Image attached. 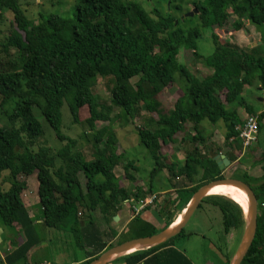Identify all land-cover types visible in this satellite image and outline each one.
Listing matches in <instances>:
<instances>
[{"label": "trees", "instance_id": "obj_1", "mask_svg": "<svg viewBox=\"0 0 264 264\" xmlns=\"http://www.w3.org/2000/svg\"><path fill=\"white\" fill-rule=\"evenodd\" d=\"M255 2L168 0L166 8L165 5L163 9L147 5L146 10L135 0H76L70 18L39 13L34 22L25 15L18 0H0V22L7 17L10 19L9 31L0 44V107H5L10 124L0 127V182L9 184L7 190L0 186V221L19 227L25 237L19 248L6 256L7 264H25L26 253L38 242L34 220L19 201V194L25 187L24 182L18 181L20 175L35 177L42 224L51 229L69 228L78 238L79 249H89L87 259L81 264H88L105 250L127 241L108 243L116 236L113 230L106 235L109 238L106 240L94 219L88 216L83 222L78 218L80 209L98 210L104 221L110 222L120 202L129 197L135 201L143 198L141 192L133 195L123 192L114 174L122 160V155L116 153L114 134L101 140L104 129H96V122L108 119L91 92L97 76L112 79L110 105L130 118L137 116L141 109L150 114L155 112L153 97L173 82L174 73L184 79V91L172 110L154 121L156 129L135 128L138 141L154 161L150 172V176H154L165 167L159 161L160 145L175 144L177 135L188 124L192 125L194 133L187 139L194 145L186 153L183 164L178 168H166L170 176L168 190L186 192L183 200L179 195L172 199V206L177 200L185 206L200 186L223 178L209 158L211 150H199L198 143L204 144L200 123L203 120L211 125L221 122L225 129L224 140L240 143L235 127L242 121L236 111L227 110L226 106L243 107L247 115H256L242 93L245 86L252 84L264 91V55L258 48L255 52H247L245 48L223 41L214 29L242 30L243 21L257 29L264 26L262 14L255 8L259 2ZM185 5L196 12L181 17L190 12L184 9ZM207 29L214 50L211 55L202 57L196 51V42L202 37V30ZM261 39L264 42L263 35ZM181 50L191 51L211 74L199 78L191 73L176 60ZM133 78L137 80L130 84ZM63 103L73 122H77L79 109L85 107L87 110L86 124L93 132L90 160L74 150L75 140L61 132ZM35 113L47 123L54 139L63 143L55 154L43 146L32 149L45 134ZM256 117L257 139L264 133V112ZM184 140L182 137L181 141ZM258 162H261L262 174L259 179L252 180L255 185L251 189L256 201L261 202L264 200V163L263 159ZM129 170L138 171L132 160L123 165L125 178L132 182L134 177ZM6 172L7 176L2 178ZM77 173L85 179V194L80 190ZM151 185L149 183L147 195L154 192ZM256 191L262 198L257 197ZM210 196L203 198L198 207L220 199ZM151 206H145L131 218L142 214L146 217L147 208ZM163 209L167 211V205ZM219 211L224 221L231 212L234 229L239 225L242 228V211L234 202L225 201ZM145 228L150 231L144 236L158 232L148 223ZM172 241L171 238L113 261L120 264H193ZM229 261L228 258L227 264ZM241 264H264V212L256 217L255 235Z\"/></svg>", "mask_w": 264, "mask_h": 264}, {"label": "rangeland", "instance_id": "obj_2", "mask_svg": "<svg viewBox=\"0 0 264 264\" xmlns=\"http://www.w3.org/2000/svg\"><path fill=\"white\" fill-rule=\"evenodd\" d=\"M135 1H137L144 9L146 8V10H148L147 5L157 7L158 9H163L164 5L166 8V5H168V0ZM18 2L20 7L25 11V15L30 20L35 22L39 13L43 15L53 14L61 18H70L73 14L76 0H18ZM256 2L259 3H257V5L255 4V8L260 14H262L259 15L261 16V21L264 22V0H256ZM184 9H188L189 11L193 10L187 5L184 6ZM193 13L195 12L192 11V14ZM184 15L185 14L180 16L183 17ZM9 20L10 19L7 17L6 20L0 22V44L5 40L9 31ZM243 23L244 28H242V30L234 31L232 27H228L226 30L214 29V32L217 33V35L220 36L219 38L223 41L226 40L233 45L241 42L242 33H249L253 36L256 35L258 38L263 35L264 39V26H260V28L257 29L255 26L248 24L246 21H243ZM258 30L260 31L258 32ZM201 33L202 37H200L196 42V51L202 57H206L213 53L214 46L210 39V31L208 29L202 30ZM241 45L243 46L242 48H244L243 43ZM258 49L262 55H264V42L261 43ZM248 52H251V50H248ZM176 60L179 63L184 64L191 73L199 78H204L211 74V70L205 67L201 60L196 59L191 51H179ZM136 80L137 78L131 79L130 84L135 83ZM111 86L112 79L110 77L101 78L97 76L95 82L92 84L91 92L95 96L98 104L101 106V111H103V113H105L108 117L105 121L96 122V129H104L101 140H105L110 133L114 134L116 153L122 155V160H120V163L114 169V174L118 180V184L125 194L132 193L131 195H133L134 193L141 192V194H143V198H139L138 200H143L149 196L147 194L149 183H151L154 191L152 194L156 195V201L153 205L150 204V206H155V204H159L158 202H160L163 206L167 205V209H170L172 206V199L178 195L182 198L186 195V192H175V196L172 198V192L168 191L167 187V185L170 184L167 183V179H169L170 176L166 168L172 166L178 168L181 164H183V159L186 153L190 151L194 145L189 141V139H187V136L194 133L192 125L188 124L186 128H184V130L177 135L175 144L170 143L167 145H160L159 154L161 159L159 161L165 167L162 168L161 171H158L154 176H150V172L154 168V161L149 155L147 149L138 141L135 128L155 130L156 127L154 125V121L157 120L159 116H166L168 112L172 110L176 100L184 91V79L177 73H174L173 82L163 89L162 92L154 95L153 97L155 101V112L150 114L141 109L139 114L133 118L124 116L119 109L110 105L109 90ZM146 90L149 92V89L146 88ZM263 94L264 91L258 90L254 84L244 87L242 97L245 102L252 107L255 112L254 114H256L255 116L258 114L256 112L262 109V105L258 101V98H263ZM237 108L238 106L236 105L226 106L227 110L235 109L236 111ZM4 111H6L5 107H0V127H9L10 124L7 121ZM35 116L41 123L45 134L37 140L32 149L37 150L39 147L43 146L49 148L50 152L55 154L63 143H58L54 139L47 123L40 116L36 115V113ZM87 117V110L85 107H82L79 109L77 122H73L68 113L66 104L63 103L61 107V132L65 136L75 140L74 150L80 152L85 160H90L93 153V132L86 124ZM200 127L202 128L201 135L204 138V144H201L200 142L198 143L199 150L205 152L206 149H210V152L214 153L219 151L222 155L226 152L224 156L229 160V165L220 170L221 176L224 178L231 176L234 178H242V181L248 183L250 178L247 175L244 176L242 174L248 172L249 175L253 176L257 170H260L259 166H255V164H253L254 167L252 166V168L250 163H256L260 159H263L262 163H264V154L262 153L264 150V133L259 136L258 142L255 141L256 143L254 142L248 147H244L241 143H238V145L235 146L233 143L224 142L225 140L223 138V134L225 129L221 122L211 125L208 121L203 120L200 123ZM182 137L185 138L184 141H181ZM209 138L213 140L209 141ZM231 147H234L235 150L231 151ZM129 160L134 161V166H136L138 170L137 172L134 170L128 171L129 174L134 177L132 182L125 178L123 171V165ZM6 176L7 172L3 173L2 178H5ZM76 176L77 182L80 185V190L82 191V194H85V179L81 173H77ZM17 178L18 181L24 182V184L27 180V184H29V188H27V185L23 187V190L21 191L22 197L24 199L27 198L29 202L36 200V181L34 175H20ZM172 178L173 177H171V179ZM172 180L175 182L177 181L174 179ZM186 185L189 186L192 184L187 183ZM0 186H2L4 190H7L9 184L0 182ZM256 194L258 198H262L258 195V191H256ZM212 196H214L213 198L220 199H218V202L215 203L211 201H208L209 203L204 202L200 207H197L183 227L182 233L179 236L176 235L177 237L172 238L174 247L183 252L192 261V263L227 264L226 257H231L240 242L242 229L240 225L237 229H234L235 220L233 218V214L231 212H227L228 220L224 221L223 215L219 211L220 205H223L225 201L229 202L231 200L221 195ZM207 197L210 198L211 196H206L205 198ZM137 201L129 197L123 202L127 208L126 213L128 212V216H132L131 208ZM120 203L122 204V202ZM210 204H213L214 206ZM228 205L233 208L232 204L228 203ZM156 209L158 210V208ZM79 211V220L85 222L88 216H92L91 218L95 220L96 227L101 230L102 228H105L104 219L98 210L90 212L80 209ZM261 212H264V200L257 202V215H261ZM84 214H86V216ZM145 216L146 217H143L142 214L141 217L139 216L136 219L130 217L129 222L122 226V229L119 232L114 229L117 240H130L146 235L150 231L145 228L147 223L150 226L154 227L155 225L159 228L160 217L156 211L155 213L150 212V216L149 213L145 214ZM148 217H152L154 219V225L148 221ZM141 220L143 222H141ZM157 228L155 229L157 230ZM226 228L227 230H225ZM66 234L69 236L66 237ZM71 235L72 237H70ZM49 237L53 241L51 246V255L49 256L51 258H55V253H58L57 257L60 259V253H64V257L66 259H70L71 257H76L77 255L75 253H70V248L75 251L78 250V252L80 251V249H77L79 248V243L76 242L78 238L75 234L70 232L69 228H63L60 229V231L58 229H54L51 231ZM104 239L107 240L108 238L104 237Z\"/></svg>", "mask_w": 264, "mask_h": 264}, {"label": "crops", "instance_id": "obj_3", "mask_svg": "<svg viewBox=\"0 0 264 264\" xmlns=\"http://www.w3.org/2000/svg\"><path fill=\"white\" fill-rule=\"evenodd\" d=\"M241 42H238L236 45L238 47H243L241 44L243 43L244 48L246 49V51L248 52V50L254 51L255 49L258 48L261 45V36L258 38L251 34H241ZM258 90H260L259 87H257ZM258 101L261 103L262 105V109H260L259 111H257L256 113L259 112H264V94H263V98H258ZM240 110V111H239ZM233 111H235V109H233ZM236 113L240 116V120L243 121V119L245 118V116L247 115V112L244 110L243 107H238L236 110ZM219 123V122H218ZM200 129H202L200 127ZM259 137H257V139H255L256 142H258ZM213 140L211 138H209V141ZM240 141V140H239ZM254 141V142H255ZM225 143H233V145H238V141L235 140H229V141H224ZM253 142V143H254ZM255 142V143H256ZM207 143V142H206ZM241 143V141H240ZM252 143V144H253ZM209 144V142H208ZM231 151H234V147L230 148ZM215 154H220L219 151L214 152ZM226 153V152H225ZM225 153H223L225 155ZM253 164H255V166H259L260 170H257L253 176L249 175V173H243L242 175H247L250 179H254L257 180L260 178L262 171H261V162H256V163H250V166L252 167ZM257 164V165H256ZM249 166V167H250ZM248 167V168H249ZM254 167V166H253ZM252 167V168H253ZM260 172V173H259ZM259 173V174H257ZM27 180L25 182V186L27 185V188H29V184H27ZM36 188H37V183H36ZM171 191V190H168ZM36 196V200L29 202L27 200V198H23L22 194H19V201L20 204L22 205V207H24L28 213V215L33 218L34 220V230L36 232V235L38 237V242L32 246L28 252L26 253V260H25V264H81L82 262H84L87 259L86 256V252L89 251V249L87 248L86 250H80L78 252V250H72L70 248V253H75L77 254L76 257H71L70 259H66L64 257V253H60L61 254V258L59 259L58 253H55L54 257H49L51 255V246H52V239L49 237L51 231V228H47L45 227L40 219V209L38 210V199H37V195ZM173 196H175L174 193H172V198ZM184 197H182L181 199L183 200ZM159 204H155V206H151L147 208V213H149L150 216V212L155 213V211L157 212V214L160 217V214H163L160 217L159 220V228H157L154 224V219L151 217H148V221L154 225L155 228H157L156 231H161L164 228H166V222H169V225L172 223L173 220L176 219L177 216H179V214L183 211V209L185 208V206L182 205V201L177 200L173 206H171L170 209H168L167 211L164 210V206L158 202ZM128 207L130 209V206L128 204ZM158 208V210L156 209ZM126 206L124 203H122L121 205H119L117 211H116V217L117 219L114 221L113 217L111 219L110 222H105V228L102 230L99 229L103 234L104 237H107L106 235L109 236L111 230H113L115 232V230H117V232H119L122 229V226H124L126 223L129 222L130 217L128 216V212L126 213ZM91 212V211H90ZM93 212V211H92ZM87 214V212H86ZM243 215V212H242ZM86 216V215H85ZM147 216V215H146ZM154 216V215H153ZM92 217V216H90ZM242 220H243V216H242ZM156 222V221H155ZM243 223V221H242ZM166 226V227H165ZM243 228V225H242ZM241 228V229H242ZM115 229V230H114ZM60 231V230H59ZM71 232V231H70ZM55 233V232H53ZM56 234V233H55ZM69 235L66 234V237H68ZM72 237V235L70 236ZM109 239V238H108ZM134 239V238H133ZM25 241V237L23 235V233L21 232L19 227H16L15 225H5L0 221V264H7L6 263V256L10 255L12 252H14L17 248H19V246ZM117 241V237H113L112 239H109L108 243L111 242H115ZM79 249V248H77ZM235 252V251H234ZM233 255V254H232ZM231 255V257H232ZM186 256V255H185ZM187 257V256H186ZM231 257L229 259H231ZM188 258V257H187ZM189 259V258H188ZM228 257H226V261H227ZM190 260V259H189ZM191 261V260H190ZM192 262V261H191ZM15 264H20L19 263H15ZM109 264H120V263H115L114 261H111ZM196 264V263H193ZM207 264V263H204Z\"/></svg>", "mask_w": 264, "mask_h": 264}, {"label": "water", "instance_id": "obj_4", "mask_svg": "<svg viewBox=\"0 0 264 264\" xmlns=\"http://www.w3.org/2000/svg\"><path fill=\"white\" fill-rule=\"evenodd\" d=\"M196 12V10H192ZM192 11L185 15H192ZM231 21V20H230ZM209 158L214 161L219 170L227 167L229 165V160L222 154H214L212 152L208 153ZM218 184H225L233 186L246 195L247 198V212L243 214V228L240 242L233 253L229 264H241L244 259L255 235L256 230V217H257V201L254 193L250 187L243 181L231 179V178H221L208 182L200 186L190 197L187 205L184 208V213L181 220L174 226L172 223L168 225L163 230L144 237H138L124 241L120 244L114 245L111 248L102 252L97 258L90 261L88 264H109L111 261L120 258L122 256L131 254L136 251L146 250L155 246H158L167 240L175 237L179 234L195 209L198 207L199 203L207 195V192L210 187ZM117 219L116 216H113V220Z\"/></svg>", "mask_w": 264, "mask_h": 264}, {"label": "built area", "instance_id": "obj_5", "mask_svg": "<svg viewBox=\"0 0 264 264\" xmlns=\"http://www.w3.org/2000/svg\"><path fill=\"white\" fill-rule=\"evenodd\" d=\"M238 131V138L244 147L251 145L256 139L257 133V117L255 115H246L242 123L235 127ZM156 201V195L151 194L143 200H138L135 205L132 206V215H136L141 210ZM132 202V200H131Z\"/></svg>", "mask_w": 264, "mask_h": 264}, {"label": "bare ground", "instance_id": "obj_6", "mask_svg": "<svg viewBox=\"0 0 264 264\" xmlns=\"http://www.w3.org/2000/svg\"><path fill=\"white\" fill-rule=\"evenodd\" d=\"M207 195L225 196L231 201H233L235 204H237L241 209V211L243 212V214L247 212L248 203H247L246 195L244 194V192L233 186L225 185V184L214 185L209 188ZM184 211L185 210L183 209V211L179 214V216L176 217V219L172 222V226H174L179 222V220H181Z\"/></svg>", "mask_w": 264, "mask_h": 264}, {"label": "flooded vegetation", "instance_id": "obj_7", "mask_svg": "<svg viewBox=\"0 0 264 264\" xmlns=\"http://www.w3.org/2000/svg\"><path fill=\"white\" fill-rule=\"evenodd\" d=\"M223 178H224V177H223ZM228 178L236 179V180H240V181H242V180H241L242 178H241V179H240V178H237V177L234 178L233 176L228 177ZM252 180H253V179H250V181H249L248 183L245 182V181H243V182L246 183V184L250 187V189H251V187L255 185V183L253 184ZM252 184H253V185H252ZM251 190H252V189H251ZM252 192H253V191H252Z\"/></svg>", "mask_w": 264, "mask_h": 264}]
</instances>
